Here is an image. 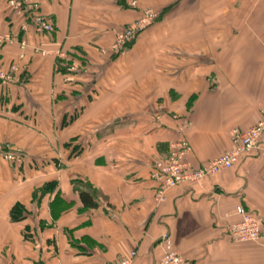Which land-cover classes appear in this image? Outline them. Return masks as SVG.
Returning a JSON list of instances; mask_svg holds the SVG:
<instances>
[{
  "label": "crops",
  "instance_id": "obj_1",
  "mask_svg": "<svg viewBox=\"0 0 264 264\" xmlns=\"http://www.w3.org/2000/svg\"><path fill=\"white\" fill-rule=\"evenodd\" d=\"M29 1L55 30L21 31L0 0V37L27 41L0 43V71L18 67L0 79V144L22 157L0 158V264H110L132 251L130 264H159L171 250L188 264H264V157L160 199L151 178L178 139L199 167L261 118L264 0L179 1L121 53L115 35L173 0ZM239 205L260 216L258 240L230 237Z\"/></svg>",
  "mask_w": 264,
  "mask_h": 264
},
{
  "label": "built area",
  "instance_id": "obj_2",
  "mask_svg": "<svg viewBox=\"0 0 264 264\" xmlns=\"http://www.w3.org/2000/svg\"><path fill=\"white\" fill-rule=\"evenodd\" d=\"M8 15L19 16L23 18L21 31L25 32L31 28L35 33L51 36L55 28L46 15L39 11L36 3L29 0H6ZM156 14L150 9H144L138 19L128 23L125 28L116 34L112 49L118 50L129 43L135 35L145 29L153 22ZM16 37V38H15ZM17 42L21 48L27 46V41L22 36L17 38L13 33H7L0 37V43ZM41 54L45 52L41 51ZM59 57L66 58L63 52L58 53ZM17 64L12 63L9 71H0V79L11 80L12 73L17 71ZM78 70L76 63L71 62L68 71ZM232 146L230 149L219 154L209 162L193 167L186 156L190 152V146L184 138L178 139L170 144L169 152L164 158L154 162L151 178L158 184L157 196L161 198L163 192L173 188L181 183H196L207 176L217 174L223 170L230 169L237 165L243 155L253 153L255 156L264 157V105L261 108V118L245 131L236 129L231 132ZM0 158L21 163L22 157L9 144H0ZM239 217L238 221L230 224L229 235L235 242H250L258 240L262 235V221L260 216L252 211L246 210L242 205L237 206L235 210ZM135 252L132 251L129 257L120 258L110 264H130ZM159 264H188L177 251L171 250L162 254Z\"/></svg>",
  "mask_w": 264,
  "mask_h": 264
},
{
  "label": "rangeland",
  "instance_id": "obj_3",
  "mask_svg": "<svg viewBox=\"0 0 264 264\" xmlns=\"http://www.w3.org/2000/svg\"><path fill=\"white\" fill-rule=\"evenodd\" d=\"M184 2V3H188V0H173V1H170V3H168L166 6H165V8H162V10L160 11V10H155V9H153L152 7H151V9L150 10H152L153 12H155V14H156V17H155V19L153 20V22H151V24H153V23H155V22H160V21H163V20H166V19H172V17H173V13H174V10L178 7V2ZM132 5H134V2H132ZM147 9V8H146ZM144 10V9H143ZM142 12V11H141ZM140 15H141V13H140ZM140 17V16H139ZM138 17V18H139ZM137 18V19H138ZM133 22V21H132ZM131 23V22H130ZM128 24V23H127ZM126 24V25H127ZM150 24V25H151ZM125 25V26H126ZM149 25V26H150ZM125 26H124V28H125ZM149 26H147L146 28H148ZM145 28V29H146ZM145 29H143V30H145ZM142 30V31H143ZM121 31V30H120ZM119 31V32H120ZM142 31H140V32H138L136 35H135V37L129 42V43H127V44H125L124 46H123V48H121V49H118V50H114V49H112V47H111V50H112V52H116V53H121L128 45H130L133 41H134V39L136 38V36L138 35V34H140ZM116 36V35H115ZM96 195V194H95ZM135 252V251H134Z\"/></svg>",
  "mask_w": 264,
  "mask_h": 264
},
{
  "label": "trees",
  "instance_id": "obj_4",
  "mask_svg": "<svg viewBox=\"0 0 264 264\" xmlns=\"http://www.w3.org/2000/svg\"><path fill=\"white\" fill-rule=\"evenodd\" d=\"M47 16V15H46ZM22 18V17H21ZM47 18L52 22L53 24V19L49 16H47ZM23 19V18H22ZM54 25V24H53ZM79 196H80V199L82 201V203L84 205H91L93 204L92 202H94V196H93V193L92 192H89V191H84V190H80L79 191ZM23 211V207L19 204H16L12 207L11 211H10V215H11V218L12 220H17L21 217V212Z\"/></svg>",
  "mask_w": 264,
  "mask_h": 264
}]
</instances>
